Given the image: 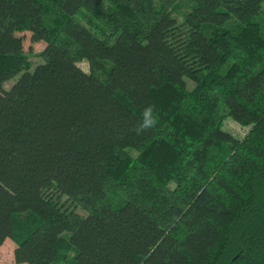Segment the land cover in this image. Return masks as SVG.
<instances>
[{
	"label": "trees",
	"instance_id": "trees-1",
	"mask_svg": "<svg viewBox=\"0 0 264 264\" xmlns=\"http://www.w3.org/2000/svg\"><path fill=\"white\" fill-rule=\"evenodd\" d=\"M7 239L17 264H264V0H0Z\"/></svg>",
	"mask_w": 264,
	"mask_h": 264
},
{
	"label": "rangeland",
	"instance_id": "rangeland-1",
	"mask_svg": "<svg viewBox=\"0 0 264 264\" xmlns=\"http://www.w3.org/2000/svg\"><path fill=\"white\" fill-rule=\"evenodd\" d=\"M7 34L12 39L16 36L11 43L12 51L29 55L32 61L35 63L34 68H36V64L42 63L41 59L38 57V54L45 49V43L41 39L30 32H7ZM81 67L85 71H88V65L86 63L82 64ZM17 79L7 83L6 88L9 89ZM223 129L230 132L239 139L244 138L249 132V128L242 127L241 125L234 122L231 118L225 119ZM0 261L2 264H17L15 261V244L11 239L5 240L3 246L1 247Z\"/></svg>",
	"mask_w": 264,
	"mask_h": 264
},
{
	"label": "clouds",
	"instance_id": "clouds-1",
	"mask_svg": "<svg viewBox=\"0 0 264 264\" xmlns=\"http://www.w3.org/2000/svg\"><path fill=\"white\" fill-rule=\"evenodd\" d=\"M153 107L149 106L144 109L142 114V121L136 126V133L143 134V132L153 128L156 124V119L152 116Z\"/></svg>",
	"mask_w": 264,
	"mask_h": 264
}]
</instances>
